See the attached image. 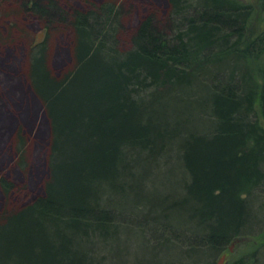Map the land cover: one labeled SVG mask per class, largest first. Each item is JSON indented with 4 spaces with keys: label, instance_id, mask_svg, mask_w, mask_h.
<instances>
[{
    "label": "trees",
    "instance_id": "trees-1",
    "mask_svg": "<svg viewBox=\"0 0 264 264\" xmlns=\"http://www.w3.org/2000/svg\"><path fill=\"white\" fill-rule=\"evenodd\" d=\"M165 1V18L147 14L127 39L109 1L56 16L52 0L24 3L46 33L70 28L72 54L56 70L46 37L29 46L46 170L40 192L15 203L20 190L0 176V264H101L96 247L131 225L149 236L148 256L177 252L179 264H218L252 236L264 243V229L252 232L264 196V0ZM23 141L18 131L26 168ZM171 152L180 185L148 189ZM254 252L223 264H254Z\"/></svg>",
    "mask_w": 264,
    "mask_h": 264
},
{
    "label": "rangeland",
    "instance_id": "rangeland-1",
    "mask_svg": "<svg viewBox=\"0 0 264 264\" xmlns=\"http://www.w3.org/2000/svg\"><path fill=\"white\" fill-rule=\"evenodd\" d=\"M29 1L31 0H0V176L9 179L14 188L20 190L14 193L13 203L16 200L26 201L34 194H38L46 170V122L27 81L29 46L46 37L51 68L61 70L70 65L73 43V33L69 27L56 25L46 33L41 19L24 8V3ZM104 1L113 3L124 13L122 14L123 30L121 32L124 39L128 38L147 14L151 12L159 14L161 22L168 10L165 0H52L57 6L51 5L46 8L49 13L56 16L67 9H82ZM245 1L255 3L254 0ZM39 2L42 3L43 0ZM189 2H194V0H189ZM42 6L45 8L46 3ZM126 46L127 41L122 39L121 47ZM23 103L29 105L31 119L21 116ZM25 112H27L26 109ZM18 131L24 140L26 168L16 164L18 156L14 148ZM177 159L176 152L168 153L160 168L155 170L157 176L153 179L150 177L152 181L149 185L147 184V188L157 189L159 187L162 192L175 190L180 185L183 174ZM3 204L4 197L0 191V209ZM257 210L256 218L254 222L252 221L253 233L264 229V196L259 201ZM132 226L126 229L125 235H120V242L117 245L108 242L96 247L95 258L101 264H151L152 261H160L162 264H179L175 263L179 259L177 252H173L171 256L166 253L154 254L153 258L150 253L148 256L142 243L146 245L150 239L149 236L146 239L142 238L136 234ZM244 239L245 241L241 240L233 244L229 253H221L214 260L219 264L220 258L224 255L223 264L254 249L252 257L254 264H264V243H261L263 239L253 238V236ZM148 244H153V242H148ZM198 258L195 264L205 257ZM184 264H191V262Z\"/></svg>",
    "mask_w": 264,
    "mask_h": 264
},
{
    "label": "water",
    "instance_id": "water-1",
    "mask_svg": "<svg viewBox=\"0 0 264 264\" xmlns=\"http://www.w3.org/2000/svg\"><path fill=\"white\" fill-rule=\"evenodd\" d=\"M234 243H232L229 247L230 251H231V246L233 245ZM223 258H224V255L220 258L219 260V264H222V261H223Z\"/></svg>",
    "mask_w": 264,
    "mask_h": 264
}]
</instances>
